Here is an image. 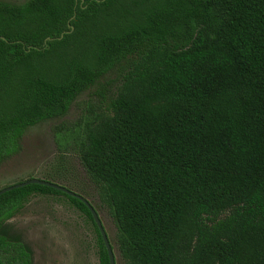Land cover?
Listing matches in <instances>:
<instances>
[{"label":"trees","instance_id":"trees-1","mask_svg":"<svg viewBox=\"0 0 264 264\" xmlns=\"http://www.w3.org/2000/svg\"><path fill=\"white\" fill-rule=\"evenodd\" d=\"M79 158L131 264H264V0L0 1V163L111 73ZM103 97V94L100 95ZM39 185L0 195V264H32L4 225Z\"/></svg>","mask_w":264,"mask_h":264},{"label":"rangeland","instance_id":"rangeland-1","mask_svg":"<svg viewBox=\"0 0 264 264\" xmlns=\"http://www.w3.org/2000/svg\"><path fill=\"white\" fill-rule=\"evenodd\" d=\"M0 1L23 5L28 0ZM120 73L122 70L109 74L80 94L64 116L25 129L17 154L0 163V190L38 179L81 196L96 211L115 264H131L119 250L115 219L101 201L100 191L78 154L85 121L105 110L120 83ZM4 230L30 250L32 264H99L92 222L64 196L30 197L20 212L5 223Z\"/></svg>","mask_w":264,"mask_h":264},{"label":"water","instance_id":"water-1","mask_svg":"<svg viewBox=\"0 0 264 264\" xmlns=\"http://www.w3.org/2000/svg\"><path fill=\"white\" fill-rule=\"evenodd\" d=\"M28 185H39V186L51 188L55 191L61 192V193L65 194L71 198H75L78 201H80L87 208V210H88V212L92 218V221H93V223H94V225H95V227L99 233L101 241H102L104 248L106 250V254L108 257V264H115L113 250L111 248V245L109 243V240L107 238L105 230L103 229L101 221L99 220V217H98L96 211L93 209V207L85 199H83L81 196H79V195L67 190L64 187L59 186V185H56V184H53V183H50L47 181H43V180H38V179H30V180H27L23 183L15 184L13 186L1 189L0 195L4 194L6 192H9V191L15 190V189L23 188V187L28 186Z\"/></svg>","mask_w":264,"mask_h":264}]
</instances>
